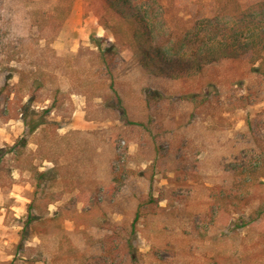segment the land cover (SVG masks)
<instances>
[{
    "label": "rangeland",
    "instance_id": "obj_1",
    "mask_svg": "<svg viewBox=\"0 0 264 264\" xmlns=\"http://www.w3.org/2000/svg\"><path fill=\"white\" fill-rule=\"evenodd\" d=\"M94 1L0 0V150L11 152L0 168V264H264V221L249 222L264 205V180L230 221L213 219L211 200L264 156V75L250 54L223 61L208 71V100L194 104L179 99L186 82L151 77L126 47L113 69L125 121L110 79L89 60L92 37L106 32ZM174 3L192 26L217 21L226 0ZM254 17L264 31V10ZM225 20L230 37L251 35ZM35 77L63 93L49 115L63 127L42 149L31 136L16 155ZM114 172L123 177L115 187ZM146 201L155 214L134 227Z\"/></svg>",
    "mask_w": 264,
    "mask_h": 264
},
{
    "label": "trees",
    "instance_id": "obj_2",
    "mask_svg": "<svg viewBox=\"0 0 264 264\" xmlns=\"http://www.w3.org/2000/svg\"><path fill=\"white\" fill-rule=\"evenodd\" d=\"M174 1H94V13L106 32L102 38L92 37L94 49H87L89 60L92 67L102 69L110 79L109 89L125 121H128V113L114 88L113 69L118 55L126 47L133 50L134 59L151 77L186 82L188 86L179 93V99L191 101L194 104L200 97L204 101L208 100L210 94L207 89L212 86L208 71L223 61H239L250 54L253 71L264 75L263 24L254 17V13L264 10V0H256L244 5L239 0H226L216 14L217 21L213 22L211 17H204L197 20L198 24L195 23L192 26L188 24L194 20H188L189 14L178 12ZM227 18L242 23L245 28L250 29L251 35L244 39L234 35L230 37V28L225 20ZM172 19H176L177 22L174 24ZM111 38L114 41H111ZM22 75L26 77L24 72ZM29 80L30 100L24 105L27 111L23 112L25 129L20 141L10 148L12 151L27 145L28 139L33 135H38L36 145L38 149H42L49 140L53 141L60 136L58 131L63 126L61 122L49 119V115L60 107L63 93L59 89L47 90L46 83L41 78L35 77ZM22 81L23 79L20 80ZM45 91L48 94L43 96ZM47 101L50 104L46 110L37 113L32 110L34 103ZM38 115L39 118H33ZM13 118L15 117L12 115L8 116V119ZM2 151L0 150V153ZM3 153V157L0 158V168L3 167L5 157L11 152L3 151ZM15 154L18 155V152L16 151ZM124 171L126 176L133 173L131 170ZM261 180H264V156L255 164L237 170L236 182L229 192L212 196L213 219L216 221L222 218L230 221L234 215H243L251 203L254 187L262 183ZM122 181L123 177L114 172V187L117 182ZM151 209H153L151 201L139 204L134 218V227L142 217L147 215V211L155 214V211ZM238 219L243 220L241 217ZM263 221L264 205L253 213L249 222L260 225ZM109 238L107 236L108 240ZM21 246L22 242L18 248Z\"/></svg>",
    "mask_w": 264,
    "mask_h": 264
},
{
    "label": "crops",
    "instance_id": "obj_3",
    "mask_svg": "<svg viewBox=\"0 0 264 264\" xmlns=\"http://www.w3.org/2000/svg\"><path fill=\"white\" fill-rule=\"evenodd\" d=\"M63 127V126H62Z\"/></svg>",
    "mask_w": 264,
    "mask_h": 264
}]
</instances>
